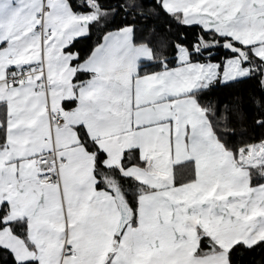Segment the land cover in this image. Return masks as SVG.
<instances>
[{
	"label": "crops",
	"instance_id": "obj_1",
	"mask_svg": "<svg viewBox=\"0 0 264 264\" xmlns=\"http://www.w3.org/2000/svg\"><path fill=\"white\" fill-rule=\"evenodd\" d=\"M30 2L33 14L12 29H23L17 33L23 41L15 50L5 47L0 51V97L18 93L16 99L25 109L22 115L40 114L36 128L22 126L17 130L21 142L12 143L10 136L11 147L0 153V207L7 205L8 221H26L27 239L4 228L0 243L14 248L18 258L40 264H112L113 260L125 264L136 258L127 251L132 237L147 234L160 237L156 245L163 246L160 258L168 264H204L193 259L192 253L205 236L211 243L223 245L224 250L215 253L216 264H228L227 249L237 240L251 243L264 239V184L251 185L249 171L251 166L264 164V143L253 146L238 160L218 141L197 99V89L217 77L230 80L227 77L239 64L251 72L250 66H244L249 54L264 60V0H162L167 13L181 16L187 25L227 37L244 47L245 53L229 57L223 71H217L215 63L191 62L188 54L179 58L178 53V66L139 75L140 63L150 61L153 53L133 40L131 29H124L137 54L111 73L119 77L115 83L121 96L103 104L105 108L119 104V111L100 115L85 112L84 98H78V105L68 110L61 107V100L72 95L74 87L82 86L73 83L77 69L69 66L72 55L62 53V47L87 28L77 20L86 12L63 5L61 11L54 12L45 0ZM17 6L12 0V7ZM44 8L56 36L42 40L37 29L43 26L45 32L46 14L38 25ZM93 11L99 17L98 11ZM243 16L247 25L233 27ZM238 56L241 62H237ZM35 68L41 72L18 87L8 83L10 73ZM89 106L96 107L95 103ZM12 111L10 105V115ZM57 113L63 115V123L52 126ZM101 116L106 117L104 122H100ZM81 131L107 153L100 178L94 154L81 143ZM194 140L202 146L194 147ZM51 151L57 157L58 181L41 184L38 158ZM127 154L133 163L124 166ZM180 160L184 163L177 168L188 180L178 184L172 165ZM120 173L131 177L127 180L131 184L139 181V227L113 238V231H119L120 216L127 210L122 208L126 203L118 187L114 192L106 189L116 186L112 177H117L120 185L126 184ZM98 181L100 191L95 188ZM101 201L111 208L97 216ZM130 214L127 219L134 222ZM121 240L122 244L117 242Z\"/></svg>",
	"mask_w": 264,
	"mask_h": 264
},
{
	"label": "snow or ice",
	"instance_id": "obj_2",
	"mask_svg": "<svg viewBox=\"0 0 264 264\" xmlns=\"http://www.w3.org/2000/svg\"><path fill=\"white\" fill-rule=\"evenodd\" d=\"M17 7H12V0H0V51L5 49L15 50L18 47L19 42L23 41V36L17 34L23 29H17L12 31V29L19 23H21L22 18H27L33 14V6L30 0H16ZM143 0H127L126 3H123L122 11L125 15L120 19L116 26L108 31H104L100 35L96 43H89L93 39V25L97 24V21H91L88 23L87 30L82 34H77L72 36L71 41L67 44H64L62 47V53L71 54L72 59L68 61L70 67L76 68V73L73 77V83L80 82L81 87H74L72 89V95L67 96L61 100V107L64 110L70 109L73 105H78V98H84V110L89 114H98L100 115L105 111H119V104L116 107H113L111 104L107 108L104 107L103 102L105 100H111L114 97L121 96V88L115 83L119 77H113V73L118 67L122 66L125 62L135 59L137 50L133 47V44L129 41L127 35L124 34V29H131V35L134 41H139L148 46L152 47V44L155 43L159 48L164 49L169 46V41L166 37L159 36L155 39L152 36V33L155 32L153 27L148 35H144L143 26L137 24V18L144 16V10L140 6ZM157 6H160L162 0H155ZM62 0H57L56 4L49 3L48 7L52 8L54 12L61 11ZM68 5L72 8H87L91 9V0H68ZM248 23L246 16L237 19L233 27L245 26ZM79 25L76 26V31L79 32ZM105 25L103 22L99 23L98 30L104 29ZM170 30V29H169ZM205 31H207L205 29ZM24 35H27V32H24ZM223 36L224 33H221ZM227 38V37H225ZM199 39V38H198ZM178 44H185L186 37L183 32L180 34ZM83 45V47H81ZM216 47L217 45H212ZM25 47H30V45H25ZM175 47V45H173ZM219 47H224L221 43ZM204 51L208 52V45H205ZM226 52L231 51L230 48H225ZM233 55L235 53L233 52ZM227 61L229 58L227 56L222 58ZM264 64V61L260 62ZM78 66V67H77ZM214 67L217 71H220L222 65L219 61L215 62ZM248 71V69H245ZM257 72L264 74V67L258 68ZM249 75H252L249 72ZM247 76L234 77L230 80H224L219 77L214 79V82H210L206 87L197 89L202 95L199 99H207V93L210 89L215 87L216 83L221 84L222 86H227L228 84L234 83L237 80L246 79ZM14 88L18 87L17 84L13 85ZM139 89V84L137 85ZM262 90H264V83H262ZM18 93L11 94L10 98L0 97V153H3L6 149H9L11 145L9 144V138L11 136L12 143H19L22 140V136H18L17 130L22 126L28 128H36L39 124V115H22L21 113L25 112V109L21 107L22 101L17 100L16 97ZM95 103L96 107H90L89 105ZM221 107L229 108L227 102H216ZM12 107L13 111L10 115L9 107ZM257 108L260 107L259 100L256 101ZM106 117L101 116V121L104 122ZM225 119L227 117L225 116ZM255 125L259 129H264V116H257L254 121ZM78 127H83L79 125ZM195 131L193 136H195ZM81 143H84L85 140H89L88 151L95 150L97 153V163L102 162L107 158V153L100 149L95 141H91L86 135L82 136ZM99 139V137H97ZM261 139H264V136H261L255 142L259 143ZM193 146H202L199 141L194 140ZM129 160L132 157H128ZM141 163H146V161H141ZM184 161H177L172 165L173 176L176 174V168L178 164H183ZM120 176L123 177L125 181L131 180V177L123 176V173H120ZM112 180L116 181V186L106 189L109 192H114L118 190L120 194L124 197L125 203L128 205V208L132 212V221L130 222L126 216L121 214L120 221L123 223V227L118 222L117 228L119 231H113V238L119 235L123 237L126 234V230L137 229L139 227V207L140 203L136 197L139 195V181H136L134 184H125L120 185L119 179L117 177H112ZM259 183H264V176L257 177ZM173 186L175 187V180H173ZM95 188L97 191L101 190L99 181L96 183ZM167 196L168 193H165ZM111 205L105 204L103 201L100 202V207L97 208L96 215H102L104 212L110 210ZM5 212L3 207H0V230L4 228H12L13 235L18 234V230H22L25 235H27V224L26 221L20 224H16L14 221H5L4 220ZM83 228L85 231L88 230L89 225L85 221ZM23 239V237H20ZM160 237H151L147 234L134 235L132 237L131 243L128 245L127 251L135 255V259L126 260L125 264H168L167 261H164L160 258V254L163 252V246L157 248L156 240ZM211 239V238H209ZM118 243H123V241H117ZM74 251V246L72 248ZM223 245L218 243H209L205 242V239L202 237L200 243L197 245V248L192 253V257L195 260L203 261L204 264H216L215 253L223 251ZM30 251V249H29ZM264 253V239L255 240L254 242H246L245 240H237L235 244L227 249L228 253V264H235L236 260H242L245 252H257ZM0 264H40V261L34 260L31 258L20 259L17 257L16 251L14 248L6 246L3 243H0ZM105 264H108L106 261ZM112 264H115V260L112 261ZM253 264H260L259 261H253Z\"/></svg>",
	"mask_w": 264,
	"mask_h": 264
},
{
	"label": "trees",
	"instance_id": "obj_3",
	"mask_svg": "<svg viewBox=\"0 0 264 264\" xmlns=\"http://www.w3.org/2000/svg\"><path fill=\"white\" fill-rule=\"evenodd\" d=\"M68 1V0H67ZM127 0H96V5L91 9L87 8H72L75 12H88L91 10H97L99 17L97 24L93 25L92 31L94 33L93 39L89 43H96L100 35L104 31H108L116 26L120 19L125 15L122 11L123 3ZM144 10V16L137 18V24L143 26L144 35H148L150 30L154 27L155 32L152 33L153 38L163 36L169 41L167 48L161 49L155 43L152 44L151 50L153 57L150 61L142 62L138 68L139 75H145L148 73L161 72L179 65L178 53L180 47H185L188 52V59L191 62H212L219 61L222 65L221 71H223V65L225 60L222 58L227 56L233 57L231 52H226L224 47H219L222 43H230L237 48H240L245 53L246 49L239 44L230 42L229 39L223 38L215 34L214 32L205 31L203 28L197 25H187L182 20L181 16L176 14L167 13L162 3L157 6L155 0H143L140 5ZM103 22L104 29L98 30L99 23ZM170 29V30H169ZM186 37V43L181 45L177 43L180 34ZM199 38V39H198ZM137 44H143L136 41ZM217 45L213 47L212 45ZM175 45V47H173ZM205 45H208V52L204 51ZM83 47V45H81ZM261 59L254 58L251 54L248 55V61L244 63V66L251 67L252 75H249L246 79L237 80L234 83L222 86L219 83L215 84V87L209 90L207 93V99H199L202 93H197V99L202 107L205 109L209 123L212 127L214 134L218 141L230 151L238 160L241 157H245L250 148L264 143V139H261L259 143L255 141L261 136H264V129L256 127L254 121L257 116H264V90H262V83H264V74L257 72L258 68L264 67V64L260 62ZM259 100L260 107L257 108L256 101ZM227 102L229 108L221 107L216 102ZM225 116L227 119H225ZM81 137L86 133L81 131ZM87 136V135H86ZM88 137V136H87ZM85 147L88 149L89 140H85ZM95 156L96 172L100 178L105 172L104 160L97 163V153L95 150L90 151ZM130 154L124 157V166L131 165L133 161L129 160ZM181 169H176V183H182L188 180L185 178L186 173H181ZM250 183L253 186L261 185L257 177L264 176V164L250 167ZM123 182V178H120ZM191 179V177L189 178ZM126 184L131 182L126 181ZM140 191V190H139ZM5 216L4 220L8 221V207L2 205ZM128 218L131 212L125 211ZM24 221L15 222L20 224ZM18 236L27 239V235L22 230H18ZM205 242L211 243L208 238L202 236ZM259 261L260 264H264V253L257 252H245L243 259L236 260L235 264H253V261Z\"/></svg>",
	"mask_w": 264,
	"mask_h": 264
},
{
	"label": "built area",
	"instance_id": "obj_4",
	"mask_svg": "<svg viewBox=\"0 0 264 264\" xmlns=\"http://www.w3.org/2000/svg\"><path fill=\"white\" fill-rule=\"evenodd\" d=\"M91 5L95 6L96 0H91ZM46 12H47V8H44L42 14H40V18L42 19V21ZM37 31L41 34L42 40H44L45 38L49 39L52 37L51 32L45 34V32L43 31V26L39 27ZM39 72H41L39 68H35L33 70H28V69L16 70L9 74L8 83L10 85L20 84L22 82L29 80L30 78H33L35 74ZM63 120H64L63 115L61 113H57L52 118V126L62 125ZM38 163L40 169L38 180L41 184L50 185L58 181V164H57L56 153L54 151L41 155L38 158ZM54 164L56 165L55 169L53 168Z\"/></svg>",
	"mask_w": 264,
	"mask_h": 264
},
{
	"label": "rangeland",
	"instance_id": "obj_5",
	"mask_svg": "<svg viewBox=\"0 0 264 264\" xmlns=\"http://www.w3.org/2000/svg\"><path fill=\"white\" fill-rule=\"evenodd\" d=\"M49 3L56 4L57 1H54V0H45L46 7H48V4ZM62 5L63 6H69L68 3L66 2V0H62ZM46 17H45L46 20H45V26H44L45 32L48 33L50 31L53 34V36L55 37L56 36V32H55V30L53 28H50V26H49V20H48V15L47 14H46ZM97 19H98V17L94 13L93 10L88 11V12H86L84 14L82 13V14L79 15V17H77V20L80 23L87 24V25H88L89 22L95 21ZM41 21H42V19L39 18L38 19V25L39 26L41 25ZM52 23H53V21H52ZM86 30H87V28H84L83 29V32L86 31ZM187 54H188L187 53V50L184 47H180L179 48V58H184V57L187 56ZM237 58H238L237 59L238 60L237 62H241L242 57L241 56H238ZM39 66L42 67V65H39ZM232 67H234V66H232ZM245 69L246 68H244L241 64H239L238 67L235 68L234 71L232 72V75L230 77L228 76L227 78L228 79H232L234 77H242V76H247L248 77L249 76V69H248V71H246ZM251 148H250V150H251ZM263 150H264V148H263ZM262 152H264V151H262Z\"/></svg>",
	"mask_w": 264,
	"mask_h": 264
},
{
	"label": "water",
	"instance_id": "obj_6",
	"mask_svg": "<svg viewBox=\"0 0 264 264\" xmlns=\"http://www.w3.org/2000/svg\"><path fill=\"white\" fill-rule=\"evenodd\" d=\"M225 48H230L231 49V51H229V52H231V53H235V54H238V55H243V50L242 49H240V48H237L236 46H234V45H232V44H230V43H226L225 45H224V49ZM122 208H124V209H126L127 211H129V208H128V206L125 204ZM124 216H126L125 215V213L123 214ZM121 227H123V223L121 222Z\"/></svg>",
	"mask_w": 264,
	"mask_h": 264
}]
</instances>
